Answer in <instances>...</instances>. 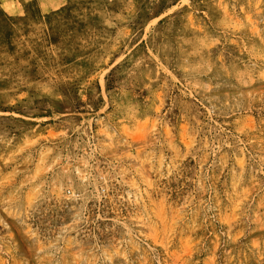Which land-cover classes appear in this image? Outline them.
I'll return each instance as SVG.
<instances>
[{
    "label": "rangeland",
    "instance_id": "obj_1",
    "mask_svg": "<svg viewBox=\"0 0 264 264\" xmlns=\"http://www.w3.org/2000/svg\"><path fill=\"white\" fill-rule=\"evenodd\" d=\"M0 264H264V0H0Z\"/></svg>",
    "mask_w": 264,
    "mask_h": 264
}]
</instances>
